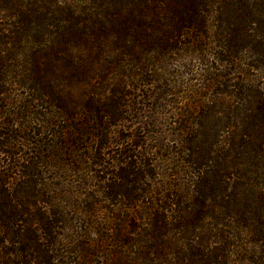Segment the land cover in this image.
Returning a JSON list of instances; mask_svg holds the SVG:
<instances>
[{
	"label": "trees",
	"instance_id": "obj_1",
	"mask_svg": "<svg viewBox=\"0 0 264 264\" xmlns=\"http://www.w3.org/2000/svg\"><path fill=\"white\" fill-rule=\"evenodd\" d=\"M64 1L0 0V20L4 19L11 24L10 31L5 33L0 30V57L5 58L1 54H4L7 44L10 52L7 64L0 60V97L6 92L2 84H11L8 100L18 104L17 113L12 116H19L18 119L25 121L21 128L27 136L31 135L28 143L35 146L24 153L19 163L14 158L18 149L13 143H8V152L1 150L8 154V168L0 170V264H91V254L86 247H72L67 240H60L56 236L57 230H63L62 226L65 227L70 219L65 207H62L60 197L57 198L54 194L56 189L45 183V169L52 168L51 159L55 155L80 163V159L74 158L78 157L75 154L79 145L57 141L49 146L47 142H42V138L38 140V144L31 141L35 137L46 135L49 128L55 129L54 135L57 134L58 138L69 127L77 132V125H71L70 122L81 120L78 126L84 129L91 124L92 128L84 129V132L78 134L83 137H99L97 123L94 124L96 114H102V125L99 128L104 132L121 122L114 121L113 118L124 119L122 115L129 106L124 99L134 96L136 89H130L129 86L133 84H126L124 81L119 83L129 91L121 89L117 93L113 90L116 101L104 112L82 107L76 112L73 107V89L79 90L80 98L102 97L95 92L89 94L85 87L81 89L72 87L71 84L74 81L86 84L93 79L95 65L100 61L104 50L111 48L121 51L122 57L132 58L140 48H146L148 54L154 51L164 56L190 48L189 45L193 47L194 42H197L200 44L199 49L205 52L208 49L206 38L200 35L210 28L207 12L211 8L215 11V27L221 35L219 45L213 48L214 51L218 50L215 52L217 57L224 58L217 59L219 65H226L227 68L236 66L233 60L246 50L264 59V0H85L84 4L62 3ZM75 51L81 57L88 52L91 56L81 62L80 58L74 57ZM259 65L264 64L260 61ZM250 67L254 69L253 66ZM234 70L230 73H239ZM133 76L134 74H125L126 78ZM228 76H214L210 79L212 86L218 82L222 85ZM62 81L67 84L61 88L60 84H54ZM210 88L209 84L207 89ZM233 93L238 98L249 97L251 100L245 99L236 106V112L242 113L239 122H234L232 126L228 123L221 126V133L226 132L225 136L219 134L220 138L212 143L202 141L194 144V197L186 206L188 210L180 208L185 192L181 195L176 187L172 188L167 199L161 196V201L166 206L160 207V213L148 208L151 215L150 226L154 231L150 234L143 231L142 240L147 245L134 252L130 260L127 256L123 260L115 256L102 264H136L135 261L131 263L134 256L138 258L136 261H148L142 264H170L167 263L166 256L172 250L177 251L176 255H181V258H175L177 260L173 264H189L185 257L187 250L178 251V244L162 243L161 246L160 240L167 236L166 225L174 227L172 230L175 231L186 228L192 231L205 217L217 218L218 215L231 214L232 218L226 216L224 224V227L230 228L229 221L235 219V215L240 219L235 220L237 228L256 233L245 215L251 201L255 209L250 213L252 217L264 218V92L250 84H236ZM38 108L40 111H37ZM228 110L230 113L232 109ZM111 112H114V116ZM42 119H47V127L33 123ZM55 120L62 121L63 125L66 122L70 125L58 128ZM181 121L183 122L179 121L177 128L183 134L187 120ZM10 131V141H14L16 137L22 138ZM74 132L69 135L72 136ZM205 133V130L196 132L203 139ZM94 144L100 147L97 143ZM1 146L6 148L7 145ZM54 149L58 151L55 154L52 152ZM66 150L68 153L63 152ZM214 152L212 158H205ZM202 161L205 163L202 164ZM142 174L149 176L144 171ZM148 199L150 198L143 195L127 199L128 203L122 205L123 210L130 211L133 206L137 207V203ZM167 209L176 215L173 219L167 218ZM133 218L136 221L145 220L143 216L134 215ZM262 227V224H257V232ZM206 237L202 239V245L199 243V248L204 252H208L209 244L215 245L226 240L222 234L218 235V240L214 236ZM111 240L119 244L118 248L123 244L119 238ZM154 240L157 241L155 244ZM163 245L168 246L165 248ZM214 250L217 251V248ZM68 254H72L75 259L68 263L63 260L60 262V258L65 260ZM152 255L153 259L150 258ZM198 255L202 256L200 261L204 264H218L217 254L213 260L208 257L209 254L198 253L196 257Z\"/></svg>",
	"mask_w": 264,
	"mask_h": 264
},
{
	"label": "rangeland",
	"instance_id": "obj_2",
	"mask_svg": "<svg viewBox=\"0 0 264 264\" xmlns=\"http://www.w3.org/2000/svg\"><path fill=\"white\" fill-rule=\"evenodd\" d=\"M84 1L67 0L62 3L84 4ZM214 18L215 11L210 8L207 12L210 28L208 32L200 35L206 38L208 49L205 52L199 49L200 44L197 42H194L193 47L189 45L190 48H183L174 54L164 56L154 51L148 54L146 48H140L132 58L122 57L121 51L117 52L108 48L103 51V56L95 65L96 73L93 79L86 84H81L80 81H74L71 84L72 87L81 89L85 87L89 94L95 92L102 95L100 98L95 96L80 98L79 90L73 89L71 92L74 95L75 111H80L82 107L91 108L100 113L116 101V97L112 94L113 90L117 93L121 89L127 92L128 89H124L119 81L133 84L129 87L136 88L135 95L124 99V102L127 101L129 104L128 107L126 105L127 108L122 115L126 121L115 117L114 121L121 120V122L115 123L116 126L104 132L99 128L102 125L100 118L102 114H96L94 124L97 123L99 137H83L78 134L92 126L89 124L83 129L78 126L81 120L70 122L71 125H77V132L69 127L63 130L61 138H58L57 134L54 135L55 129L48 127L49 129H45L46 131L48 129V132H45L46 135L35 137L31 141L38 144V140L42 138V142H47L49 146L57 141L79 145L75 154L79 158H74L80 159V163H75L65 156L56 157L55 155V158L51 159L53 161L50 160L52 168L45 169L47 173L45 183L50 188L52 186L56 189L54 194L57 198L60 197L62 207H65L64 210L70 219L65 227L62 226L63 230H57L56 236L60 240H67L72 247H86L91 254L89 261L91 264L106 263L115 256L120 259L127 256L130 260L134 252H138L139 248L147 245L142 240V233L145 231L150 234L154 231L150 226L151 215L148 208L159 212L161 206H166L161 201V196L167 199L172 188L176 187L181 195L185 192V199L180 208L188 210L186 206L194 197L192 185L194 181L192 176L195 173L193 164L196 163L193 156L196 152L194 144L202 141L212 143L220 138L219 134L225 136L226 132L221 133L223 124L228 123L232 126L234 122L241 120L242 113L236 112V106L245 99L251 100V98L243 99L234 96L236 84L244 86L250 84L251 87L264 92V65H259L260 61L264 64V59L261 57L246 50L238 55L235 61L233 60L238 67L227 68L226 65L224 67L217 63L218 58H224L217 57L215 52L217 53L218 50L213 49L215 45H219L221 37L218 28L215 27ZM0 25V30L5 33L11 30L9 21L0 20ZM25 49L28 50V48ZM9 53L7 44L4 54H1L5 58L0 57V60L6 61L7 64ZM73 54L74 57L80 58L81 62L91 56L90 52L84 57L79 56L78 51ZM5 67L8 80V65ZM234 69L239 73H230L235 71ZM125 74H134V76L126 78ZM219 75L233 76H228L221 83L222 85L218 82L215 83L217 85L212 86L210 79ZM236 78H238L237 81ZM54 84H60L61 88L67 83L62 81ZM209 84L211 88L207 89ZM2 85L6 92L0 97V170H5L8 168V154L1 150L8 152V143H13L18 149L17 155L14 156L18 159V163L21 162L20 159L24 153L35 146L28 143L31 135L27 136L21 128L25 121L18 119L19 116L15 118L12 116L13 113H17L18 104L15 105L8 100L11 84L7 82ZM131 93L134 92L131 91ZM228 109H232L230 113ZM37 111H40L39 108ZM86 114H88L87 110ZM111 114L114 116V112ZM181 120H187L183 134H180L177 128L179 121L183 122ZM54 122L58 128L70 125L68 122L63 125L60 120ZM33 123L48 126L47 119L35 120ZM33 123L29 125L33 126ZM202 128L206 132L203 134L204 139L196 134L199 130L204 132ZM10 130L22 138L16 137L14 141H10L9 136L12 135ZM71 132L75 134L70 136ZM94 143L100 147L95 146ZM2 144L7 145L6 148L1 146ZM56 151L57 149L52 150L53 154ZM63 152L68 153L67 150ZM214 154L215 152L208 154L205 158H212ZM143 171L149 176H144ZM141 195L150 199L137 203V207L133 206L134 208L130 211L123 210L122 205L125 202L128 203L127 199L139 198ZM253 205V202L249 201V208L246 211L248 215L246 214L245 217L253 224V230L256 233L237 228L235 220L240 221V219L235 215H233L235 219L229 221L231 227L226 228L224 227L226 216L232 218V215H218L217 218L214 216L203 218L206 221L197 223L198 225L192 231L188 228L175 231L172 230L174 227L166 225L167 236L160 240V245L162 246V243L178 244V251L187 250L185 257L189 264H204L200 261L202 256L196 257L198 253L209 254L210 260H213L214 255L217 254L218 264H264V227L257 232V224L264 226V218L252 217L250 213L255 210ZM134 215L143 216L145 220L136 221L133 218ZM166 216L173 219L176 215L167 209ZM134 228L137 230L134 231ZM220 234L226 238L225 241L222 240L215 245L209 244L208 252L199 248V243L203 244L204 237L214 236L218 240ZM111 238H119V241L123 243L120 248H118L119 244H115ZM149 240H152L151 235ZM154 241L155 244L157 241ZM167 246L163 245L165 248ZM215 248L217 251L214 250ZM175 253L177 251L172 250L166 256L167 263L173 264L181 258V255ZM73 258L75 259L72 254H68L65 260L60 258V262L62 260L66 263L72 262ZM150 258L153 259V255ZM137 259L134 256L131 263L134 261L136 264L148 263L145 259L136 261Z\"/></svg>",
	"mask_w": 264,
	"mask_h": 264
}]
</instances>
